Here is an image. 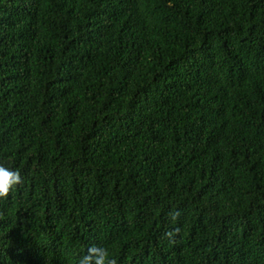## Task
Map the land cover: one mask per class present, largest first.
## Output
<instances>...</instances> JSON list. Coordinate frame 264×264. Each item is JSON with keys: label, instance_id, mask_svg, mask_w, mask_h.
Returning <instances> with one entry per match:
<instances>
[{"label": "trees", "instance_id": "obj_1", "mask_svg": "<svg viewBox=\"0 0 264 264\" xmlns=\"http://www.w3.org/2000/svg\"><path fill=\"white\" fill-rule=\"evenodd\" d=\"M0 264H264V0H0Z\"/></svg>", "mask_w": 264, "mask_h": 264}, {"label": "clouds", "instance_id": "obj_2", "mask_svg": "<svg viewBox=\"0 0 264 264\" xmlns=\"http://www.w3.org/2000/svg\"><path fill=\"white\" fill-rule=\"evenodd\" d=\"M21 174L18 170L0 162V198L8 196L21 183ZM77 264H115L109 250L103 246L93 245L78 259Z\"/></svg>", "mask_w": 264, "mask_h": 264}]
</instances>
